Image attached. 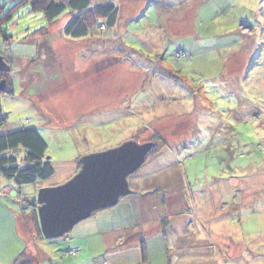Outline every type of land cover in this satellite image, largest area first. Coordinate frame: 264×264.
Wrapping results in <instances>:
<instances>
[{"label": "rangeland", "instance_id": "rangeland-1", "mask_svg": "<svg viewBox=\"0 0 264 264\" xmlns=\"http://www.w3.org/2000/svg\"><path fill=\"white\" fill-rule=\"evenodd\" d=\"M17 1L0 0V130L38 129L54 167L40 185L70 177L79 155L147 141L152 129L167 141L129 178L138 193L62 237L37 238L25 223L38 185L7 189L34 264H76L69 241L80 244L74 233L96 216L99 235L124 244L107 256L126 264H264V0H116V25L78 39L64 32L69 15L48 22ZM99 235L84 264L106 258Z\"/></svg>", "mask_w": 264, "mask_h": 264}, {"label": "water", "instance_id": "water-1", "mask_svg": "<svg viewBox=\"0 0 264 264\" xmlns=\"http://www.w3.org/2000/svg\"><path fill=\"white\" fill-rule=\"evenodd\" d=\"M4 66L0 55V70ZM3 83L1 80L0 89ZM154 146L151 140L124 139L79 155L76 170L66 180L54 185H39L33 204L43 238L62 237L81 220L135 193L129 178L146 162Z\"/></svg>", "mask_w": 264, "mask_h": 264}, {"label": "trees", "instance_id": "trees-1", "mask_svg": "<svg viewBox=\"0 0 264 264\" xmlns=\"http://www.w3.org/2000/svg\"><path fill=\"white\" fill-rule=\"evenodd\" d=\"M15 5L28 8L30 11L41 12L48 22L59 18L63 14L69 15L70 18L67 20L64 32L77 39L88 36L99 23L104 25L105 28L112 29L116 25L119 14V6L116 0H19ZM178 51L184 53L183 50ZM3 126H5V118L0 111V129ZM151 131L153 132L149 140L155 143L152 154L154 151L159 152L162 149L160 146L165 147L167 141L156 130L152 129ZM46 151L47 142L34 126L21 127L5 132L0 130V176L11 187L17 189L27 184L40 185L42 181L48 179L54 173L52 161L47 156ZM24 201H28L30 208L28 213L23 212L24 216L29 215V218L25 217L26 225L32 226L36 235L38 234L37 238L43 237L38 226L33 198ZM72 248L74 247L68 248V250L71 251ZM140 253L141 259L144 260L145 254L142 244ZM38 254L39 251L33 255L26 250H22L15 257L12 264H34L36 261L38 262V259L40 260ZM40 254H44L43 249L40 250ZM36 256L38 257L36 258ZM102 259L101 264L106 261Z\"/></svg>", "mask_w": 264, "mask_h": 264}, {"label": "crops", "instance_id": "crops-1", "mask_svg": "<svg viewBox=\"0 0 264 264\" xmlns=\"http://www.w3.org/2000/svg\"><path fill=\"white\" fill-rule=\"evenodd\" d=\"M39 186V185H38ZM37 186V187H38ZM12 188L11 185L2 177L0 176V264H12L13 260L15 257L22 251L26 250L27 252L30 253L29 251V243H28V238L27 236L24 235V233L19 231L18 225H19V216L14 214V210L12 206H10L8 203V200L10 198V190L7 191V189ZM27 197V196H26ZM33 194L31 195V198H33ZM133 198L135 196H132ZM11 199V198H10ZM21 197H19L18 201L21 203L19 204V208L21 209L24 208L23 203L21 201ZM104 222V216H96L92 222H86L85 224H82L81 226H78L77 232L74 233V237L78 238L80 237L81 239L77 240V242H81L80 244L75 243L72 239L69 241V244H71L72 247H77L80 246V253L77 256H80L81 258L76 262V264H84L83 261H81L83 258H87L88 254L85 251V245L87 243H90V236L95 231L99 235L100 232L104 231V227L102 226ZM17 225V228H16ZM160 236V232H158ZM156 234V236H157ZM93 236V235H92ZM91 236V237H92ZM100 236V235H99ZM101 238H104L101 240ZM92 239V238H91ZM101 240V251L106 254L104 260H108V264H126V255L123 256H117V253H111L113 257L107 256L109 250H116L120 249L123 250L121 246L122 243H117L118 239L114 238L112 242H110L108 236H100ZM127 240H123L125 242ZM116 242V243H115ZM135 247H140L141 249V244L142 245H147L145 242V239L137 238L134 239V242L131 243ZM112 246V247H110ZM37 245L35 243L33 250V253L30 254H35L38 252L37 250ZM120 247V248H118ZM39 250L42 251V248L39 247ZM44 252V251H43ZM136 253V252H135ZM99 255H97L96 260H99ZM102 259V260H103ZM83 262V263H81ZM167 261H165L166 263ZM40 264H44L40 263ZM46 264V263H45Z\"/></svg>", "mask_w": 264, "mask_h": 264}, {"label": "built area", "instance_id": "built-area-1", "mask_svg": "<svg viewBox=\"0 0 264 264\" xmlns=\"http://www.w3.org/2000/svg\"><path fill=\"white\" fill-rule=\"evenodd\" d=\"M182 54H184L182 51H178L176 55L179 57V56H181ZM78 250H79L78 247H74V248L71 249L72 252H77Z\"/></svg>", "mask_w": 264, "mask_h": 264}, {"label": "flooded vegetation", "instance_id": "flooded-vegetation-1", "mask_svg": "<svg viewBox=\"0 0 264 264\" xmlns=\"http://www.w3.org/2000/svg\"><path fill=\"white\" fill-rule=\"evenodd\" d=\"M5 87L4 83H3V88ZM5 89V88H4Z\"/></svg>", "mask_w": 264, "mask_h": 264}]
</instances>
